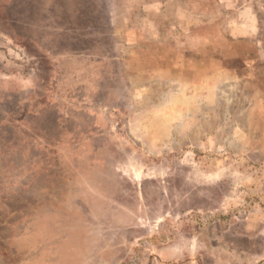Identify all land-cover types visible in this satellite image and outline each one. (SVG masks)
I'll list each match as a JSON object with an SVG mask.
<instances>
[{
    "label": "rangeland",
    "instance_id": "374dc122",
    "mask_svg": "<svg viewBox=\"0 0 264 264\" xmlns=\"http://www.w3.org/2000/svg\"><path fill=\"white\" fill-rule=\"evenodd\" d=\"M0 264H264V0H0Z\"/></svg>",
    "mask_w": 264,
    "mask_h": 264
}]
</instances>
